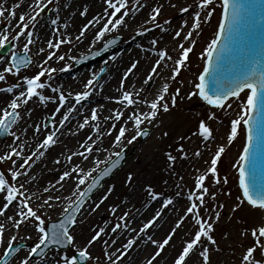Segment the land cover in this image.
I'll return each mask as SVG.
<instances>
[{"label":"bare ground","instance_id":"6f19581e","mask_svg":"<svg viewBox=\"0 0 264 264\" xmlns=\"http://www.w3.org/2000/svg\"><path fill=\"white\" fill-rule=\"evenodd\" d=\"M35 1L15 0L16 8L19 9L17 13L26 15ZM177 1L163 0L157 2L156 0H142L143 6L133 9L127 15L126 19L131 21V25L126 26L124 30L128 29L126 35L132 37V42L130 45L117 49L111 54L108 61V70L101 82L88 96L87 102L74 110L63 107L60 111V116L70 119L65 126L61 127L60 131H58L59 129L55 122L57 116L55 114V104L51 103L44 106L42 110L41 121H43V125H40V127H38V121L31 123L30 120H25L23 123H18L13 127L12 132L17 133L15 128L20 129L24 125L26 126L21 137L16 135L17 143L23 146L21 157L26 156L30 146L33 147L31 151L39 155L38 151L48 144V149L42 152L41 158L34 156L37 159V163L29 168V176L32 178L29 182V189L35 194L34 203L32 204L33 210L45 208L48 212L57 210L56 214H59V208L62 205L60 202H56L57 193L61 192L63 196L66 195V192L69 194L76 193L75 190L79 186L80 179L86 176L89 169L110 159L116 150L120 149L122 143L125 146H130L131 142L128 137H131L138 130V127L147 125L153 129L152 135L143 144H138V149L135 152H131V157L127 160L128 164L124 168L125 171L131 170L126 178V183L128 186L131 185V188L119 209L122 206H127L128 211H130L134 202L133 197L142 190L148 176L155 172L159 166V160L154 158L157 154V148H161L163 139L165 137L171 138L174 133L176 134L174 136L176 142L186 137L183 134L185 133L184 127L177 128V122L175 121L176 123L173 124L174 122L167 117V110L156 113V109H167L164 106L158 108L159 102H157V98L163 89H168L170 86L169 82L172 78L176 61H171L166 52H161L160 47L153 44V46H149V35L138 36L135 32L136 29L138 30L150 24L156 11H167ZM10 2L12 0L4 1L3 7H7ZM121 2L122 0H70L67 5V13L62 9V16H59L56 24L52 26L46 18L42 19L35 28V36L30 41H26V44L32 45L34 50L40 51L45 47V42L49 45L53 37L58 38L59 34L63 32V28L66 33L70 32L74 39L73 34L77 29L76 25L81 22V18L83 21L89 16L87 20L90 21V25L86 27L85 38L81 43H85L81 50H89L97 45V41H94V38L95 36L99 37L105 28L106 23L103 21V13L106 8L111 4ZM77 7L78 9L76 10ZM184 8L181 7V12H184ZM74 10L76 12H73ZM80 15L83 16L81 17ZM200 17L201 11L193 8L189 12H185L183 18H176L174 22L170 21L167 26H157V28H163L164 32L168 33L160 37V44L163 47L167 46L172 52L182 54ZM63 21L66 25L62 23ZM170 24H173V26L175 24H183L184 26L182 29H177ZM181 49L183 50L180 51ZM7 62L8 60H5L3 64L6 65ZM98 66H100V63L92 68H80V70L75 71L74 75L71 74L66 78H64L65 74L61 72L59 78L63 77V81L66 83L70 78L78 77V83L82 84V81L86 80L88 75L91 77V74H95ZM152 80H154L153 88L148 90L146 84ZM195 81L196 83L193 84L192 79L188 80L187 86L189 90L186 92L184 89H179V91L174 93V97H171L172 102L180 103L193 92L199 93L198 81ZM28 88L29 83H25L0 93V104H2V101H5V104L8 102L14 104L21 102ZM242 93H245L243 94L245 98L240 102V106L248 104L251 91L246 90ZM200 98L206 105L210 106L213 103L201 95ZM68 103L70 104L69 106L75 107L71 99ZM232 106L233 104H227L228 109L232 108ZM231 114L232 111H227V113L220 114L222 119L210 120L209 127L212 128L214 135L210 140L203 141L204 146L200 147V151L198 150V147L201 146L200 136L192 135L183 141L185 143L182 142L184 148L182 147L180 151L181 156L179 157L178 165L175 166V170L189 168L192 165L193 171L187 175L185 180L177 182V186L172 190L173 194L170 197L163 193L157 200L149 201L135 212L122 213L121 216L126 215L130 223H122L126 230L122 231L118 238L112 239L110 245H105L103 251L105 257L96 264L248 263L247 253L239 254L237 250L234 251L237 248V238L239 237L237 231L227 233L225 238L227 250L223 253H220L219 242L215 239L212 241L201 240V235L206 231L208 224L214 226L225 224L227 221L231 222L238 207L236 205L233 208L229 207V203L221 198L218 194L219 192L215 191L204 180H200V175L202 173L206 175L215 163L224 164V169L229 173L233 169L229 163L234 161L235 164L236 162L238 164L240 161V158H237V145L239 143L235 141L236 132L232 130L231 135H229V129L234 121L230 122L223 118ZM1 117L0 115V119ZM236 117L240 119L241 114L236 115ZM45 131L53 134V138L51 137L50 140L46 139L48 143L41 141L35 149V145L32 146L31 144ZM197 133L199 135V132ZM228 142L229 144L232 143V146H229ZM194 145L197 146L194 147ZM90 147L94 148L93 152L88 155ZM211 147L214 148L213 151ZM152 150H155V152L149 154ZM233 156L235 159H231ZM16 168L17 165L15 166ZM78 168L81 169L79 170ZM169 170L172 169L169 167ZM60 173L63 176H60ZM48 176L50 178L47 181L46 178ZM106 181L107 179L102 180L95 193L96 195L90 198H93L91 201L89 199L90 202L88 201L87 203V209L85 207L81 211L77 222L79 219L82 223L87 221L89 215L86 213L89 212L90 215L93 213L92 206H98L96 204L100 202V199L118 186L115 178ZM104 182L106 183L104 184ZM42 187L48 192L41 196L43 193ZM240 194L248 203L247 209L251 211L252 217L254 215V221L258 220L261 215L262 223L259 227L261 229L264 221V207L253 205L246 198L242 188ZM249 204L254 206V208ZM3 208H5L3 215L0 213V238L2 244H5L10 237L18 235L17 230L14 231L11 228V219L19 209L15 205H8L7 207L3 205ZM85 209L86 212H84ZM200 212L203 213L195 221L181 224L188 213L199 214ZM107 230L108 226L105 227L104 225L103 228L101 227L98 230L95 228V222L87 224V233H92L94 236L96 234L99 236L104 231L105 239L108 237ZM35 231L32 227H26L19 233L18 238L31 240L37 234ZM143 233H146L144 237ZM197 234H199V237L196 238ZM83 246L82 249L87 251L91 248V241H87ZM121 247L126 248V254H122L123 249L119 250ZM95 248L96 246H93L91 249ZM174 253L175 256L172 261H167ZM56 257L54 253L39 264H55ZM16 259L27 261L26 251L20 252ZM28 264L38 263L29 261Z\"/></svg>","mask_w":264,"mask_h":264},{"label":"rangeland","instance_id":"374dc122","mask_svg":"<svg viewBox=\"0 0 264 264\" xmlns=\"http://www.w3.org/2000/svg\"><path fill=\"white\" fill-rule=\"evenodd\" d=\"M4 1L6 0H0V51L8 42L12 43V49L9 51V54H0V91L21 86L27 82H29L31 86L25 91L23 100L17 102L10 108L7 105L9 102L5 104V101H2V104H0V115H2L0 122L12 110H16L19 114L16 122L21 124L25 120H30L31 123H36V121H38V127L43 125V121H41L42 110L44 106L49 103L53 105L55 104V107L59 105V100L67 103V101L71 99L72 104L75 105L76 109L84 102H87V96L90 95L92 92L91 90H94L97 87V84L101 82L102 78L105 76L108 70V61L111 54L117 49L130 45L132 42V37L126 35L128 29L124 30L126 26L131 25V21L126 19L128 12L132 11L137 6L139 8L143 6V3L141 2L142 0H124V2L121 3L122 5L111 4L110 7H107L103 13V21L106 23L105 28L99 37L95 36L94 38V41H97V45L89 50H81L82 46L85 44H81L85 38L84 32L86 27L90 25V21L87 20L89 19L88 16L83 21L81 18V22L76 25L77 29L73 34L75 37L74 39L72 38V35H70V32L66 33L63 28V32L59 34L58 38L53 37L52 42L49 45L45 42V47L42 50L37 51L34 50L32 45H27L26 41H30L35 36V28L42 19L46 18L51 26L55 25L58 17L62 16L61 10L64 9L67 13V5L70 0H36L26 15H19V13H17L19 9L16 8L15 0H12L7 7H3ZM156 1L160 2L163 0ZM47 4L49 7L44 11V7ZM181 7H185L184 12H181ZM193 8L201 11V17L197 21L192 36L190 37L183 53L178 54L170 51L167 46L163 47L160 44V37L168 33L164 32L163 28H157V26H167L169 25L168 23L170 20L171 22H174V19L176 18H183L185 12L187 13ZM221 8V0H178L177 3L167 11H156L150 24L145 25L138 30L136 29L135 31L138 36L149 35V46L155 45L160 47L161 52H166V55L171 61H176L174 72L169 82L170 86L168 89H163L157 98V102H159L158 108L164 106L167 109H156V113H160L162 110H167V117L174 122L173 124L177 122V128L184 127L185 133L183 134H185L186 137H183L179 142H176L174 138L176 134L174 133L171 138L165 137L163 139L161 148H157V154L154 158L155 160H159V166L155 172L148 176L142 190L133 197L134 202L130 211H128L127 206H122L121 209H119L124 202L126 194L130 192L131 188V185L128 186L126 183L127 175L131 170L128 169L125 171L124 168L128 164L127 160L130 159L131 152H135L138 149V144H143L152 135L153 129L149 128L147 125L138 127V130H136L131 137H128L131 142L130 146H125V144L122 143L120 150L118 148L110 159L102 164H96L92 169H89L86 176H83V178L80 179L79 186H77L75 190L76 193L69 194L66 192L65 196H63L61 192L57 193L58 198L56 202H60L62 205L59 208V214H56L57 210L48 212L45 208L33 210L32 204L34 203L33 199L35 194L29 189V182L32 179L31 176H29V168L37 163L35 157L41 158L43 154L42 152L48 149V144L43 147L42 150L38 151L39 155L32 152L31 149H33V147L30 146L26 152V156L21 157V149L23 146L19 145L16 139L17 136L21 137L22 133L25 131V125L20 129L15 128L17 129V133H10L6 140L3 141L0 139V213L3 215L5 211L3 205L6 207L8 204L17 206L19 212L16 211V215L11 219V228L14 231L17 230L18 235L26 227H32L37 233L31 240H21L17 235L16 237H10L5 244H2L0 241V259L3 257L9 246L16 243H25L26 246L20 250V252L26 251L27 261L16 259V256L20 253L19 252L8 264H28L29 261H34L39 264L42 260H45L50 255L54 254L53 252H58L55 253L57 256V264H77L73 254L74 252L80 251H83L88 255L86 264H96L105 257L103 252L105 245H110L112 239L118 238V236L122 234L121 232L126 230L122 223H130L126 215L121 216L122 213L125 212L126 214H129L135 212L149 201L157 200V198L163 193L170 197V195L173 194L172 190L177 186V182L185 180L187 175L193 171L192 165H190L189 168L175 170V166L178 165L179 157L181 156L180 151L182 147L184 148L183 143L185 142L183 141L192 135L200 136L201 146L198 147V150L200 151V147L202 148L204 146V134L213 133L214 135L212 128L209 127L210 120L214 119V121H216V119H222L220 116L221 113L232 111L231 115L224 116L223 118L230 122L234 121L229 129V135H231L232 130L236 132L235 141H238L239 143L237 145V158H240L246 140V131L242 124L247 114L248 105L242 104L240 106V102L244 100L245 95L229 101L227 104H233L232 108L229 109L227 104L224 106L206 105L196 92H193L189 97H185L180 103H174L171 100V97L174 93L179 91V89H184L186 92L189 90L187 86L188 80L192 79L193 84L196 83L195 80L198 81V77L203 70L207 58V49L211 47L215 39ZM76 10L73 12H76ZM157 12L159 13L158 15H156ZM83 15L80 16L82 17ZM62 23L65 24L64 21ZM170 25L173 26V24ZM183 26V24H175L173 27L182 29ZM113 36L121 37V41L116 50H109L110 54H105V56L100 53L89 58L85 62L82 60L85 55L96 50L100 51L101 47H103L108 39ZM182 50L183 49L180 51ZM15 51H18L19 53L26 52L29 55L32 62L27 68L16 70L12 67L11 59ZM5 60H8L6 65L3 64ZM77 61H81V69L85 67L92 68L99 63L100 66H98L95 74H91V77L88 75L86 80L84 79L82 81V84L78 83V77H73V79L70 78L68 82L64 83L63 79L67 76L59 78L58 73L61 71L67 72L68 70H73L76 68ZM41 72L42 77L39 78ZM89 81L91 82V85L88 87L87 84H89ZM153 83L154 80L149 81L146 84V88L148 90L152 89ZM69 105L70 104L67 103L65 109H73V107ZM238 114L242 115L240 120L236 117ZM68 121L69 120H67V122ZM55 122L57 123L58 128L62 127L63 120H61L60 117L55 119ZM145 130L148 131V135L145 139H142L141 134ZM197 132H199V135ZM50 137H52V135L49 131H45V133H42L31 145H35L36 149L38 143L41 141L48 143L47 140ZM228 145L232 146V143L229 144L228 142ZM195 146L197 145H194V147ZM93 148L94 147H90L88 149V155L93 152ZM124 150L127 154L125 164L113 175L112 178L109 179L111 180L115 178L118 182V186L108 195L103 196V198L100 199V202L96 204L98 206H92L93 213L91 215L89 212L86 213L89 215L87 221L83 223L80 222V219L78 222L77 220L75 221L74 227L69 232L72 238L70 248L68 250L52 249L49 250L45 256L32 258V253L43 240L46 223L59 219L98 171ZM211 150L213 151L214 148L211 147ZM154 152L155 150H152L149 154ZM20 157L21 159H19ZM231 159H235V157L233 156ZM229 164L233 168L229 173L224 169V164L221 165V163H215L206 175L205 173L200 175V180H204V182L208 183L210 187H213L215 191L219 192L218 194L221 198L229 203V207L233 208L235 205L238 206L231 222L227 221L225 224L214 226L208 224L206 231L201 235V240L212 241L215 239L219 242L218 248L220 253H223L227 250L225 247L227 233L237 231L239 237L237 238V248L234 249V251L237 250L239 254H249L250 262L247 264H264L262 260L263 242H261L263 241V237L261 230L259 229L261 226L260 224L262 223L261 215L258 220L254 221V215L252 217L251 211L247 209V203L240 194L238 184V164L237 162L235 164L234 161H231ZM16 165L17 168L15 169ZM169 167L172 170H169ZM78 169L80 170L81 168ZM60 176H63V174L60 173ZM49 178L50 177L48 176L46 180ZM128 180H130V178H128ZM106 182H104V184ZM42 188L43 193L41 196L48 192L44 190V187ZM221 198L218 197L219 200H221ZM92 199H90V201ZM87 206L88 205H86V209ZM104 208L105 210L103 211ZM249 208L251 207L249 206ZM86 209L84 212H86ZM202 213L203 212H200L199 214L188 213L181 224L195 221ZM92 222H95V228L98 230L101 227L103 228V225L105 227L108 226V237L104 239V231H102L99 236L98 234L95 236L92 235V233L88 234L87 224ZM145 235L146 233H143V237ZM92 237L94 238L91 240ZM197 237H199V234L196 235V238ZM87 241H91V248L93 246H96V248L93 250L89 248L87 251H84L82 248ZM120 249H123L124 251L126 248L121 247L119 250ZM174 256L175 253L172 254L167 261H172Z\"/></svg>","mask_w":264,"mask_h":264},{"label":"water","instance_id":"95a60500","mask_svg":"<svg viewBox=\"0 0 264 264\" xmlns=\"http://www.w3.org/2000/svg\"><path fill=\"white\" fill-rule=\"evenodd\" d=\"M222 29L203 87L209 97L223 100L245 85L255 86L256 110L243 169L246 184H253L251 194L261 196L264 203V138H260L264 132V0H227Z\"/></svg>","mask_w":264,"mask_h":264}]
</instances>
